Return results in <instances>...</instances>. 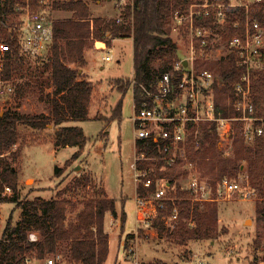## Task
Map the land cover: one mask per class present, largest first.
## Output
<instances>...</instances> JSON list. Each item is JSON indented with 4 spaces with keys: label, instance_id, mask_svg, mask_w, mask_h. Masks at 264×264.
I'll return each mask as SVG.
<instances>
[{
    "label": "trees",
    "instance_id": "trees-1",
    "mask_svg": "<svg viewBox=\"0 0 264 264\" xmlns=\"http://www.w3.org/2000/svg\"><path fill=\"white\" fill-rule=\"evenodd\" d=\"M89 1L102 0L54 2L53 8L71 12V15L68 18L53 19V39L48 54L33 63L30 56L22 53L15 32L17 22L12 17L16 14L14 7L17 1L0 0V33L12 47L4 61V77L15 85L16 96L27 98L40 94L46 104V112L40 114H26L13 109L2 112L0 105V203L14 202L21 208V218L14 225L8 220L3 232L6 240L1 243L4 255L0 264H27L28 261L57 255H62L69 264H105L109 253L105 216L108 212L117 215L116 200L108 197L102 187L101 196L78 201L75 198L78 190L93 184L92 178L85 175L59 189L55 197L47 199L38 196L22 201L19 197V172L7 155L16 159L19 154V150L14 151V146L19 140L20 124L42 130L52 123L55 127L54 146L78 147L66 163L80 157L90 138L82 127L64 124L90 119L89 108L94 87L81 71L87 64L85 52L92 43L104 41L112 46L115 38L133 39L134 78L129 84L133 87L137 104L146 96L145 89L153 90L157 79L171 71L179 58L177 43L171 37L173 16L176 10L185 9L191 0H131L123 9L121 17L116 19L91 17ZM30 2L32 10L40 9L37 0ZM244 15L243 9L229 12L226 31L223 33L224 41H228L234 34H241V29L233 27V22H242ZM252 16L264 23V8L252 11ZM197 23L213 24L208 18L198 19ZM210 65L221 80L220 87H216L217 112L224 117L237 116L239 112L234 108L233 99L227 101L229 96L234 98V84L243 74V69L237 64V57L231 54ZM114 81L118 84L122 79ZM47 87L52 91L46 92ZM253 98L257 114L263 115L264 68L255 70ZM121 111L119 103L113 117L121 116ZM203 129L202 147L195 149L189 144L190 159L196 161L200 168L208 170L213 185L226 176L237 178L245 170L259 197L257 217L264 220V139L258 138L254 145H247L238 132L234 139L233 156L228 158L223 157L218 149L217 124L210 123ZM136 147H143L150 156H160L151 142L144 145L139 140ZM160 164L159 161H143L139 166L158 168ZM61 171V167H56L55 174L59 176ZM5 185L12 188L10 195H3ZM154 189L155 186L148 190L138 186L137 192L148 194ZM176 196L180 198L177 202L180 211L174 227L168 226L164 220V217L172 213V206L169 205L166 210L158 211L150 227L140 228L141 236L156 231L170 241L185 244L193 239L216 240L227 233L225 227L218 226L216 202L193 203L188 199V191L182 190H178ZM121 220L125 222L124 212ZM31 232H36L37 240L30 239ZM64 247L66 252L63 251Z\"/></svg>",
    "mask_w": 264,
    "mask_h": 264
},
{
    "label": "built area",
    "instance_id": "built-area-1",
    "mask_svg": "<svg viewBox=\"0 0 264 264\" xmlns=\"http://www.w3.org/2000/svg\"><path fill=\"white\" fill-rule=\"evenodd\" d=\"M16 1L15 32L22 53L30 57L43 55L49 51L53 39L50 9L56 0H37L38 10H32L30 0ZM263 8L264 0H191L185 9L175 11L174 29L184 33L188 49H181L172 70L157 79L153 90L145 89L146 96L139 104L134 100L135 144L139 140L144 145L151 142L160 155L150 156L143 147H136L132 163L137 187L148 190L155 186L152 192H137L135 197L137 222L143 223L144 227H150L158 211L166 210L169 205L172 213L164 220L168 226L174 227L180 211L178 190L188 191V199L193 203L256 198V190L247 174L242 178L226 176L213 185L202 174L198 163L190 159L188 147L192 144L195 149L201 148L203 128L213 122L217 124L219 144L233 142L238 132L247 145H254L258 138L264 139V114H257L253 98L255 70L264 68V23L252 16V11ZM236 9L245 12L242 22H233V27L240 28L241 34H234L224 41L229 12ZM204 18L212 20L213 24L197 23L198 19ZM95 43L97 49H107L105 42ZM11 49V44L0 34V105L1 101L16 95L15 85L4 77L3 72L6 55ZM107 53L103 59L112 61L113 54ZM231 54L237 57L238 66L243 69L234 84V98L228 97V102L233 99L239 114L224 117L216 110V87H220L221 80L210 64ZM143 161H159L161 164L158 168L140 167L139 163ZM12 192V188L5 185L3 195ZM29 237L38 239L36 232H31ZM126 251L127 258H131L135 253L134 245L126 247ZM47 264H66V261L62 255H57L49 258ZM254 264H264V258Z\"/></svg>",
    "mask_w": 264,
    "mask_h": 264
},
{
    "label": "rangeland",
    "instance_id": "rangeland-1",
    "mask_svg": "<svg viewBox=\"0 0 264 264\" xmlns=\"http://www.w3.org/2000/svg\"><path fill=\"white\" fill-rule=\"evenodd\" d=\"M130 3L131 0L89 1L90 14L93 18L116 19L121 17L123 9L125 10L126 5ZM70 15L71 12L63 9H50V17L54 20L68 18ZM171 37L177 43L180 54L181 49H188L186 36L182 32L178 33L173 23ZM98 46L102 44L98 43ZM87 49L90 52L95 51L89 55V51L85 53L86 59L88 55V63L82 69L85 72L87 68L85 74L94 84L90 105L92 115L88 120L70 121L64 125L82 127L90 139L80 157L70 160L67 164L78 147L54 146L55 127L52 123L42 130L20 124L19 140L14 146V151L19 150V154L16 159L7 155L19 172L20 199L23 201L37 196L47 199L55 197L58 189L64 188L76 178L82 179L85 175L92 178L93 184L91 187H81L78 190L75 197L78 201L101 196L100 189L104 186L110 198L116 200L119 213L122 215L124 211L126 212L124 223L121 218L113 220L109 215L106 217L109 253L105 264H254L264 258V220L257 217L260 202L258 196L249 201L237 198L229 202L216 203L218 226L227 229V233L216 240L193 239L185 244H178L157 234L156 231H152L151 235H140V228L146 227L143 223L137 222L135 204L137 184L132 166L136 157L135 126L132 119L134 95L133 87L131 83L129 84L134 78L133 40L117 39L114 43L112 41V46L107 45V49H97L94 42ZM107 51L113 54L112 61L103 59L108 54ZM47 54L48 51L30 58L34 63L36 59H44ZM47 75L48 73L45 78ZM115 79L122 81L116 84ZM125 90L127 91L124 92ZM49 91L52 89L47 87L46 92ZM119 103L122 107L121 116L113 117ZM1 105L2 112L6 109L26 114L46 112V104L40 98V94L27 98L15 95L1 101ZM233 129H236L235 125ZM218 149L223 157L230 158L233 156L234 141L218 143ZM56 167L62 168L59 176L55 174ZM200 170L204 176L210 178L207 169ZM244 175L246 171L242 170L237 178ZM20 218L21 208L16 203H0V259L4 255L1 243L6 240L3 236L6 224L10 220L14 225ZM124 243L126 247L132 244L135 247V253L131 258H127ZM63 251L66 252L65 247ZM49 258L51 257L45 258L44 262L48 263ZM66 264H69L68 261Z\"/></svg>",
    "mask_w": 264,
    "mask_h": 264
},
{
    "label": "crops",
    "instance_id": "crops-1",
    "mask_svg": "<svg viewBox=\"0 0 264 264\" xmlns=\"http://www.w3.org/2000/svg\"><path fill=\"white\" fill-rule=\"evenodd\" d=\"M117 39H123V38H115L114 40H113V43L115 42V40H117ZM124 39H131V40H133L132 38H124ZM102 43L104 42V41H101ZM107 45V44H106ZM111 49V48H110ZM113 49V48H112ZM87 51H89L88 49L86 50V52ZM97 52L98 51H102V50H96ZM85 52V53H86ZM92 52H95V51H89L88 52V55L90 54V53H92ZM88 55H87V59H88ZM87 63H88V60H87ZM87 69V68H86ZM85 69V72L82 70L81 72L83 73V75L86 77V79H88V80H90V81H92L91 79H89L87 76H86V70ZM93 87H94V84H93ZM93 92H94V88H93ZM91 108V107H90ZM90 108H89V116L91 117V115L92 114H90ZM21 180V179H20ZM104 187V186H103ZM104 189H105V187H104ZM59 190V189H58ZM57 193V192H56ZM105 194L108 196V197H110L109 195H108V193H107V191H106V189H105ZM38 197V196H37ZM34 199V198H33ZM116 210H117V207H116ZM125 212V211H124ZM110 216V218H112L113 220H117V219H119V218H121V214L119 213V211L117 210V215L116 216H114V215H112L111 213H106V216H105V220H106V217L107 216ZM125 216H126V212H125ZM45 261V259H40V260H33V261H28L27 262V264H47L46 262H44Z\"/></svg>",
    "mask_w": 264,
    "mask_h": 264
},
{
    "label": "water",
    "instance_id": "water-1",
    "mask_svg": "<svg viewBox=\"0 0 264 264\" xmlns=\"http://www.w3.org/2000/svg\"><path fill=\"white\" fill-rule=\"evenodd\" d=\"M184 64H186V61H184ZM80 168V167H79Z\"/></svg>",
    "mask_w": 264,
    "mask_h": 264
}]
</instances>
